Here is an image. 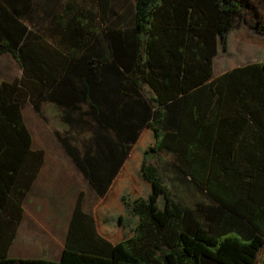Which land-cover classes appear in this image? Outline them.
I'll use <instances>...</instances> for the list:
<instances>
[{
    "label": "trees",
    "instance_id": "trees-1",
    "mask_svg": "<svg viewBox=\"0 0 264 264\" xmlns=\"http://www.w3.org/2000/svg\"><path fill=\"white\" fill-rule=\"evenodd\" d=\"M95 1L116 20L73 0H0V54L22 68L0 79V160L33 158L24 104L55 102L70 126L58 139L101 195L117 189L97 208L110 264H264V62L214 76L245 1ZM161 152L210 203L174 198L148 158ZM74 236L59 262L0 264H92Z\"/></svg>",
    "mask_w": 264,
    "mask_h": 264
},
{
    "label": "crops",
    "instance_id": "crops-1",
    "mask_svg": "<svg viewBox=\"0 0 264 264\" xmlns=\"http://www.w3.org/2000/svg\"><path fill=\"white\" fill-rule=\"evenodd\" d=\"M244 1L248 9L252 8V0ZM9 54H0V62ZM238 66L242 65L217 73L214 69V76ZM2 68L0 64V79L13 81L3 76L5 72ZM46 104L56 109L61 119L60 125L51 127L56 142L36 141V127L32 128L26 118L29 105V110H32L29 115L34 120L37 121L38 116L46 120ZM23 117L32 136L33 158L22 161L0 160V258L59 262L72 230L75 234L74 244L84 247L86 254L93 256L92 264H110L114 259L110 253L116 243H112L103 233L104 229L111 231L112 226L103 225L97 217V208L103 203L106 194L117 189L110 187L109 192L101 195L91 184L79 161L71 156L58 139L57 131L70 129L62 120L59 105L43 101L41 110L37 111L30 101H26ZM72 145L81 149L83 147L81 142H72ZM151 154L158 153H150L148 158ZM119 179L116 175L111 186Z\"/></svg>",
    "mask_w": 264,
    "mask_h": 264
},
{
    "label": "rangeland",
    "instance_id": "rangeland-1",
    "mask_svg": "<svg viewBox=\"0 0 264 264\" xmlns=\"http://www.w3.org/2000/svg\"><path fill=\"white\" fill-rule=\"evenodd\" d=\"M76 7L84 6L96 10L99 18L103 19V25L116 20L115 15L110 10L108 13L96 3L95 0H73ZM131 1V0H128ZM96 8V9H95ZM246 17L248 21L239 22L231 32L228 39V50L222 51L219 45V52L214 62L215 72H221L225 69L237 65H243L250 62H264V0H252V8L247 10ZM2 70L7 79H15L22 76V68L12 55H5L2 58ZM147 96H151L148 86L145 87ZM26 109V118L32 128H35L36 141L56 142L55 136L51 132V127L60 125L59 113L51 105H45V119L39 117L37 121L32 118L29 105ZM75 131L72 135H75ZM87 134L76 135L75 142H81L82 137ZM89 135V133H88ZM149 160L159 166L163 175V180L174 198L181 204L195 208L199 203H210V199L198 187L191 182H183L179 179L178 173L173 169L171 160L173 156L169 152L151 154Z\"/></svg>",
    "mask_w": 264,
    "mask_h": 264
}]
</instances>
